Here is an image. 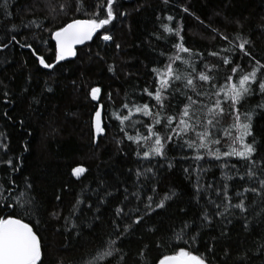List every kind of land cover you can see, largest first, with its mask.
Masks as SVG:
<instances>
[{
	"label": "trees",
	"instance_id": "1",
	"mask_svg": "<svg viewBox=\"0 0 264 264\" xmlns=\"http://www.w3.org/2000/svg\"><path fill=\"white\" fill-rule=\"evenodd\" d=\"M64 2L9 0L8 13L16 25L35 19L47 29L21 28L15 33L20 43L30 44L31 48H21L11 41L12 33L6 32L0 25V48L8 43V47L0 51V143L7 146V151L0 149V182L7 188L10 187L9 177L20 186L28 180L33 184L36 198L45 208L52 209L57 203L61 207L59 220L46 212L34 215L31 220L22 217L33 226L41 240L42 264H84L102 240H107L113 233L115 209L133 206L136 202V197L131 195L134 190L139 192L140 201L154 195L152 185L157 187L158 192L174 190L179 199L166 215L153 214L155 218H146L147 222L142 221V227L133 225L134 229L138 228L134 234H121L126 237L123 249L125 264H143L142 253L145 252L148 264H156L160 256L171 254L173 248L181 247L179 242L169 239L165 230L175 222L170 217L178 220L180 209L188 207L193 189L183 168L192 161L180 159L181 148L168 145V161L174 165L173 168L169 170L165 160H153L156 175L149 181L141 178L143 186H140L141 181H137L134 173L149 162L136 156L137 145L126 139L113 113L126 112L124 103L132 107L133 101L140 104L150 99L141 93L145 87L151 90L155 86L151 69L160 67L162 61L167 62V57L176 52L173 42H180L179 37L163 32V24L181 28L184 45L193 53H203L201 63L206 62L210 67L220 64V61L217 57L208 56L209 51L232 46L217 32L227 35L232 44L241 42L237 37L250 41V47L246 45V48L264 63V0H169L168 4L163 0H117L113 5L117 19L107 26L113 36L112 41L104 42L97 33L91 43L77 50L74 60L61 62L52 70L44 69L37 57L43 56L50 63L55 61V43L50 38L52 32L74 18H89L84 9L69 15L50 11V5L58 6ZM72 2L75 3V0ZM96 2L83 0L84 8L91 12L96 8ZM184 8L189 11L185 12ZM119 12L127 15L120 16ZM100 13L103 16L104 10L100 9ZM169 15L174 17L171 22L166 19ZM0 20L7 22L3 9H0ZM157 36L161 39L157 40ZM116 43L121 45L120 49L115 48ZM193 59L199 60L195 55ZM246 61L247 58L240 61L242 67ZM113 64L116 66L115 75L108 70ZM180 67L183 68V65ZM197 67L202 70L199 64ZM230 67H220L212 74L222 81L230 74ZM48 87L53 91L48 92ZM94 87L101 89L96 100H92L90 95ZM108 93H111V98ZM34 98L39 103H34ZM260 103H264V99L253 95L243 104L242 111L256 108ZM99 109L103 111V131L97 135L94 116ZM137 118L147 120L133 116V119ZM137 128L143 131L140 125ZM126 130L130 135L136 134L134 129ZM253 131L257 156L264 157V116L257 114L254 117ZM9 158L13 166H21L19 172L13 173L4 163ZM229 163H235L243 174V161L230 159ZM257 164H264V160L258 159ZM76 166L87 169L79 179L71 174ZM220 175L221 169L212 167L206 177L219 184ZM232 183L245 184L244 181ZM161 184L163 187H160ZM125 188L128 189V200L124 199ZM108 192L111 195H106ZM56 195L61 196L60 202L55 201ZM101 198L105 203L99 205V213L94 209L87 210L85 220L78 229L72 232L65 230L64 217L77 199H84L95 208ZM256 202L255 211L258 212L259 198ZM81 207L83 209L84 206ZM131 215L135 217L136 213ZM93 216L99 218L93 220ZM248 219L252 225L250 229L243 227V220L233 219L224 228L227 236H221V224L202 230L194 253L198 251L206 255L211 264H239V258L244 255H247V264H264V257L257 254L264 243V226L259 224L260 218L254 219L252 214ZM153 226L159 229L156 235L149 231ZM162 241H168V246L157 247ZM183 246L187 248V245ZM208 247L214 248L213 253L207 252ZM225 250L230 253L227 260Z\"/></svg>",
	"mask_w": 264,
	"mask_h": 264
},
{
	"label": "snow or ice",
	"instance_id": "2",
	"mask_svg": "<svg viewBox=\"0 0 264 264\" xmlns=\"http://www.w3.org/2000/svg\"><path fill=\"white\" fill-rule=\"evenodd\" d=\"M163 2L168 4L169 0ZM116 3L117 0H106V3L104 0H97L96 8L91 12L84 8L83 0H75V3L72 0H65L58 6L50 5L52 13L69 15L70 12H80L84 9L89 18H74L52 32L50 38L55 40V61L46 62L43 56H38L39 64L44 69L52 70L62 61L76 58L77 45L91 41L97 33H100L99 39L105 42L112 41L113 36L107 30V26L117 19V11L113 8ZM8 6L9 0H2L0 3V9H3L7 21L0 20V25L4 26L6 32L12 33L11 41L19 44L21 48H31L30 44L20 43L15 33L20 32L21 28L47 29L35 19L16 25L13 17L8 13ZM100 9L104 10L103 16ZM183 10L189 11L187 8ZM119 15L124 16L127 13L119 12ZM166 19L171 22L174 17L169 15ZM162 27L164 33L179 37L180 42L172 44L176 52L167 57V62H160V67L151 69L154 73L155 86L151 90L145 87L141 93L150 98L148 102L136 104L133 101L132 107L124 103L123 109L127 111L123 114L114 112L113 116L119 121L120 131L124 132L126 139L137 145L136 156L149 162L134 173L137 181H141V178L143 181H149L155 177L153 160L157 162L165 160L167 168L169 170L173 168L174 165L168 161L166 151L168 145L180 147L182 150L180 159L192 161L183 168L193 189L188 207L180 209V213L177 214L180 216L178 220L176 217H170L175 222L165 230L169 234V239L179 242L181 247L173 248L171 254L160 256L156 264H211V260L206 255L193 251L202 230L221 224L223 227L220 228V234L227 236L228 233L224 228L231 224L233 219L243 220V227L250 229L252 225L248 219L249 214H252L254 219L260 218L259 224L264 226V164H257V160H264V157L257 156L256 135L253 131L254 117L257 114L264 116V103L257 104L256 108L242 111V106L249 97L258 95L264 99V63L256 59L246 48V45L250 47V41L237 37L236 39L241 42L232 44L227 35L217 32L221 39L228 41L232 46L221 48L220 51H209L208 56L217 57L220 61V64H213L210 67L206 62L201 63L204 60L203 53H193L184 45L181 28H174L169 24H163ZM159 39L161 37L157 36V40ZM114 46L116 49L121 47L119 43ZM7 47L8 43H5L0 51ZM194 55L199 60H194ZM244 58H247V61L242 67L240 61ZM198 64L202 70L198 69ZM180 65H183V68ZM229 65H231L230 74L222 81L212 74L214 70L218 71L220 67ZM108 70L113 75L116 74L114 64L109 65ZM46 90L53 91L51 87ZM100 91L99 87L92 88L91 99L96 100ZM4 96L7 97L8 93L5 92ZM108 96L111 98V93H108ZM4 102L9 103L8 100ZM33 102L39 103L35 98ZM133 116L145 117L147 120L133 119ZM95 117V132L99 135L103 131L99 111L96 112ZM137 125H140L143 131L137 128ZM126 128L134 129L136 134L130 135ZM0 149L7 151L6 144L0 143ZM184 149L189 151H183ZM230 159L244 162L243 174L235 163H229ZM4 163L13 173L20 171L21 166L19 164L13 166L11 158L6 159ZM212 167L221 169L219 184L206 177ZM228 169L232 171L229 172ZM86 171L83 166H76L71 174L79 179ZM143 181L140 186H143ZM233 181H244L245 184L232 183ZM8 182L10 187L7 188L0 182V264H42L41 240L33 230V226L25 222L22 217L26 216L31 220L34 215L46 212L53 219L59 220L61 207L57 203L52 209L45 208L36 198L33 184L28 180L24 181L23 186L18 185L11 177ZM160 187L163 185L161 184ZM124 191V199L128 200V189L125 188ZM151 192L154 195H148L146 201H140L139 192L134 190L131 193L136 197L133 206L126 205L115 209V219L112 221L113 233L107 240H102L96 251L85 259L84 264H125L126 254L123 249L126 237L121 234L126 232L134 234L138 228L134 229L133 225L142 227V221L147 222L146 218H155L153 214L166 215L179 199L172 189L158 192L157 187L152 185ZM106 195L111 193L108 192ZM250 197L251 203H249ZM256 198H259L258 212L255 211ZM55 201L60 202L61 196L56 195ZM104 203L105 200L101 198L94 208L93 204L86 203L84 199H77L68 215L64 217L65 230L72 232L78 229L85 220L87 210L94 209L99 213V205ZM193 208H195L194 212ZM131 213H136L135 217ZM98 218V216L92 217L93 220ZM149 231L154 235L159 233V229L155 226ZM76 234L78 235L79 232ZM183 245H187V248ZM156 246L167 247L168 241H162ZM260 248L261 251L257 254L264 257V243ZM213 251V247L207 248L208 253ZM142 255L143 264H148L147 253ZM224 256L227 260L230 253L225 250ZM247 259V255L241 256L239 264H247Z\"/></svg>",
	"mask_w": 264,
	"mask_h": 264
},
{
	"label": "water",
	"instance_id": "3",
	"mask_svg": "<svg viewBox=\"0 0 264 264\" xmlns=\"http://www.w3.org/2000/svg\"><path fill=\"white\" fill-rule=\"evenodd\" d=\"M95 37V36H94ZM94 37H93V39L91 40V41H87L84 45H77V50L78 49H80V48H83V47H85L87 44H89V43H91L93 40H94ZM54 41V43H55V40H53ZM75 58H71V59H69V60H66V61H62V62H67V61H72V60H74ZM97 111H99L100 112V125H101V128H102V123H103V111H102V109H99V110H97ZM96 111V112H97ZM96 114V113H95ZM95 124H96V117L94 116V128H95Z\"/></svg>",
	"mask_w": 264,
	"mask_h": 264
},
{
	"label": "rangeland",
	"instance_id": "4",
	"mask_svg": "<svg viewBox=\"0 0 264 264\" xmlns=\"http://www.w3.org/2000/svg\"><path fill=\"white\" fill-rule=\"evenodd\" d=\"M105 42V41H104Z\"/></svg>",
	"mask_w": 264,
	"mask_h": 264
}]
</instances>
